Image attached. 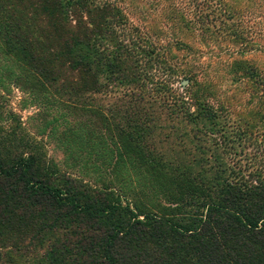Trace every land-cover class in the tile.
I'll list each match as a JSON object with an SVG mask.
<instances>
[{
	"label": "trees",
	"instance_id": "1",
	"mask_svg": "<svg viewBox=\"0 0 264 264\" xmlns=\"http://www.w3.org/2000/svg\"><path fill=\"white\" fill-rule=\"evenodd\" d=\"M91 14L108 22L120 12L93 0H0V59L12 55L35 76L81 84L82 91L96 92L102 86L99 79L123 84L127 77L121 74L117 52L126 46L109 51L100 29L88 21ZM110 55L109 70H102ZM259 98L264 99V91ZM176 100L180 120L200 129L184 137L203 145L180 151L190 158L187 163L156 150L140 151L138 161H149L157 179L130 195L114 176L118 189L105 184L86 188L69 172L74 166L62 163V171L51 160L42 162L30 142L21 145L30 152L19 151L9 160L3 150L12 144L10 135L0 127V248L9 244L14 252L31 255L33 264H264L261 113L259 122L251 116L225 134L205 104L197 102L191 111L190 104ZM205 120L212 122V132ZM216 132H221L223 146H241L230 154L235 162H222L217 150L211 154L204 146V137L216 139ZM143 137L138 138L141 144ZM116 167L103 172L113 175ZM145 187L155 196L144 201Z\"/></svg>",
	"mask_w": 264,
	"mask_h": 264
},
{
	"label": "rangeland",
	"instance_id": "2",
	"mask_svg": "<svg viewBox=\"0 0 264 264\" xmlns=\"http://www.w3.org/2000/svg\"><path fill=\"white\" fill-rule=\"evenodd\" d=\"M93 1L114 5L120 12L108 22L94 14L88 21L100 29L109 51L126 46L125 51L118 49L117 64L127 78L123 84L99 79L102 86L92 93L89 88L82 91L81 84L64 83L72 88L39 78L16 57L3 56L0 127L3 135H10L7 140L12 144L3 150L9 160L30 152L21 148L30 142L42 162L51 160L62 171L66 164L74 166L68 171L85 181L86 188L105 184L118 189L111 181L114 176L130 195L157 179L149 161H138L143 158L140 151L156 150L187 163L190 158L180 151L203 145L184 137L200 129L180 120L173 106L180 104L176 97L190 104L191 111L197 108L195 103L205 104L225 134L234 133L239 122L247 123L251 116L264 120V99L259 98L264 91V0ZM67 29L72 30L70 24ZM112 58L105 60L102 70H109ZM203 124L212 132L210 120ZM216 133V139L204 137V146L211 154L217 150L222 162H235L230 154L241 146H223L221 132ZM212 140L217 141L214 146ZM113 165L117 166L113 175L103 172ZM142 194L147 195L144 201L155 196L150 191ZM6 246L0 248V264H33L31 255Z\"/></svg>",
	"mask_w": 264,
	"mask_h": 264
}]
</instances>
